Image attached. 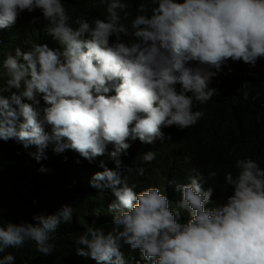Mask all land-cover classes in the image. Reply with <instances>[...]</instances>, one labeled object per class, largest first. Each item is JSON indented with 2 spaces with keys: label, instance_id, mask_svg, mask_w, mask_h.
Instances as JSON below:
<instances>
[{
  "label": "clouds",
  "instance_id": "obj_1",
  "mask_svg": "<svg viewBox=\"0 0 264 264\" xmlns=\"http://www.w3.org/2000/svg\"><path fill=\"white\" fill-rule=\"evenodd\" d=\"M38 27L58 47H20ZM0 67V140L35 146L37 161L51 147L96 169L85 181L112 227L83 229L78 256L264 264V157L247 139L250 121L242 133L223 131L233 94L247 99L264 82V0H0ZM202 104L228 113L192 145V132L209 125L193 110ZM148 170L155 186L135 191L133 174ZM75 216L68 202L35 224L0 216V253L32 242L49 255Z\"/></svg>",
  "mask_w": 264,
  "mask_h": 264
},
{
  "label": "trees",
  "instance_id": "obj_2",
  "mask_svg": "<svg viewBox=\"0 0 264 264\" xmlns=\"http://www.w3.org/2000/svg\"><path fill=\"white\" fill-rule=\"evenodd\" d=\"M94 4V0H90ZM133 3L143 0H129ZM43 24V22H42ZM25 40L33 43H47L56 48L58 44L49 36H45L38 28H30L19 41V46L26 48ZM0 67V76H2ZM228 105L231 109L232 124L223 131L234 135L246 129L247 122H251V134L247 137L253 153L264 157V82L258 87L256 94L246 95L236 92ZM228 111L225 104H210L205 110V124L207 128L195 129L188 139V143L198 145L207 141L217 132L218 120L224 118ZM201 133V134H196ZM35 146L25 149L16 140L7 142L0 140V216L4 222L19 224L21 221L35 224L34 215H51L56 213L65 202L71 203L76 216L73 222H62L58 228L55 249L49 255L36 250L35 244L28 242L23 248H9L0 257L9 252L15 256V264H97L90 257H81L76 254L75 240L83 229L95 224L106 231L111 230L112 224L106 212V205L99 204L98 198H91L92 190L88 187L85 178L96 171L94 167L85 166L69 152L57 155L49 147L46 150L47 159L37 161L30 153L36 152ZM135 155L132 153L131 158ZM178 160V159H177ZM179 161V160H178ZM47 171H41V168ZM139 192L148 186H155L153 172L147 171L144 175L133 174ZM152 182V183H151ZM72 183L70 188H65ZM113 199L111 192L104 193Z\"/></svg>",
  "mask_w": 264,
  "mask_h": 264
},
{
  "label": "bare ground",
  "instance_id": "obj_3",
  "mask_svg": "<svg viewBox=\"0 0 264 264\" xmlns=\"http://www.w3.org/2000/svg\"><path fill=\"white\" fill-rule=\"evenodd\" d=\"M206 108H207V105H204V104H202V105H200L199 107H194V111H196V110H200V111H203L204 112V116H205V110H206ZM172 155H173V157H175V159H178L180 162H182L183 163V161H182V159L180 158V157H178L176 154H174V153H171ZM195 174H197V173H195ZM152 183V182H151Z\"/></svg>",
  "mask_w": 264,
  "mask_h": 264
}]
</instances>
